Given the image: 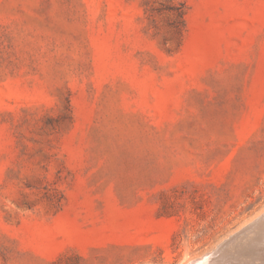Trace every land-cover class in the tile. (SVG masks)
Listing matches in <instances>:
<instances>
[{
    "label": "rangeland",
    "instance_id": "374dc122",
    "mask_svg": "<svg viewBox=\"0 0 264 264\" xmlns=\"http://www.w3.org/2000/svg\"><path fill=\"white\" fill-rule=\"evenodd\" d=\"M263 212L264 0H0V264H189Z\"/></svg>",
    "mask_w": 264,
    "mask_h": 264
},
{
    "label": "water",
    "instance_id": "95a60500",
    "mask_svg": "<svg viewBox=\"0 0 264 264\" xmlns=\"http://www.w3.org/2000/svg\"><path fill=\"white\" fill-rule=\"evenodd\" d=\"M189 264H264V212L239 224Z\"/></svg>",
    "mask_w": 264,
    "mask_h": 264
},
{
    "label": "trees",
    "instance_id": "16d2710c",
    "mask_svg": "<svg viewBox=\"0 0 264 264\" xmlns=\"http://www.w3.org/2000/svg\"><path fill=\"white\" fill-rule=\"evenodd\" d=\"M169 3V1H166ZM168 13L171 16H173L176 20V23L173 24L170 28L172 30V32L177 35L178 37H181L182 34L185 31V11L184 8L182 6H179L178 8L175 6H168V7H160L158 9H149V10H145L144 13Z\"/></svg>",
    "mask_w": 264,
    "mask_h": 264
}]
</instances>
